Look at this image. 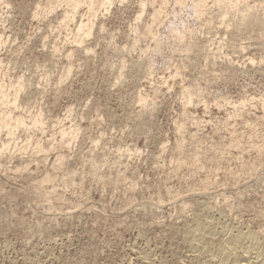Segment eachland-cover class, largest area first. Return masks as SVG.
I'll list each match as a JSON object with an SVG mask.
<instances>
[{
	"label": "rangeland",
	"instance_id": "1",
	"mask_svg": "<svg viewBox=\"0 0 264 264\" xmlns=\"http://www.w3.org/2000/svg\"><path fill=\"white\" fill-rule=\"evenodd\" d=\"M246 2L264 12V0ZM69 4L0 0V78L10 98L0 111L9 106L10 121L26 124L0 133V264H211L212 243L191 237L203 210L218 225L264 235V25L234 39L241 50L228 45L213 0ZM184 41L201 42L199 54ZM184 86L195 92L187 109ZM246 96L258 99L238 114L232 100ZM70 127L69 147L57 145ZM36 138L44 155L19 151ZM212 146L219 161H198ZM19 163L27 168L12 173ZM47 169L49 200L36 196Z\"/></svg>",
	"mask_w": 264,
	"mask_h": 264
},
{
	"label": "bare ground",
	"instance_id": "2",
	"mask_svg": "<svg viewBox=\"0 0 264 264\" xmlns=\"http://www.w3.org/2000/svg\"><path fill=\"white\" fill-rule=\"evenodd\" d=\"M80 1L81 0H69V2H70L69 6L71 7V9L69 11H71L74 8H76L78 6V4L80 3ZM87 2H88V4L91 5L93 3V0H87ZM196 2H199V1H196ZM213 2L217 5V7L219 9V13L218 14L220 15V17L218 19L220 20V18H221L220 21L223 24V28L225 27L224 29H228L229 30V33H228L229 34V38H227V40L228 39H230V40L229 41L226 40L228 42V45L230 43L233 46L236 42H239V41H235L234 42V39L238 38L237 36H240V35L243 36L242 34H244V32L245 33L248 32V31L251 32L250 30H253L255 28L256 29H258V28L260 29L264 25V15H262V14H264V12L262 14H260L262 11L260 13H256L253 10L254 6L253 5H249L246 2V0H213ZM200 4L203 5V2L201 3V1H200L199 3H197V6L200 5ZM88 7H89V9L91 11V15H92L94 12L91 9V6H88ZM200 8H202V7H200ZM200 8H198V11L202 10ZM196 13H198V12L196 11ZM91 21L92 20H91V16H90V17L87 18L86 21H83V22H81L78 25V29L83 31V34H80L79 40L82 38V35H85V33L88 32V29H89V27L91 25ZM221 22H219V23H221ZM207 23H209V22H207ZM228 26H229L230 29L227 28ZM256 29L253 32H256ZM208 32H209V30H208ZM224 32H225V30H224ZM224 32H223V34H224ZM180 33L181 34H177L176 38L182 39V40H183V38L185 39V37H183L184 33H182V31ZM223 34L221 36L225 35V34L224 35ZM198 35H200V34H198ZM211 35H213V34H211ZM254 35L255 34H253V36ZM173 36H176V35L174 34ZM196 36H197V33H196ZM217 36L219 37L220 35H217ZM256 36H258V35H256ZM225 37L226 36H224V38ZM259 38H262V37H259ZM209 39L212 40V38H210V37H209ZM193 41H195V40H193ZM217 41L219 42V40H217ZM253 41H255V40H253ZM200 43L201 42L194 43V42H189V41L185 42L184 41L183 42V46L184 47L183 46L182 47L185 50H187V49L190 50L193 54L194 53L199 54L200 48H202V44H200ZM220 43L219 44L217 43L219 45L218 46V50H220L221 48L224 47ZM208 44L205 45V47H209ZM242 44L240 42L236 43V45L240 46V47L239 46L238 47L241 48V50H243L242 46H244ZM257 46H259V44L256 45V47ZM203 47H204V45H203ZM226 47H228V46H226ZM247 47L248 46H246V48ZM236 49H238V48H236ZM201 51L204 52L202 49H201ZM206 51L208 52V50H205V52ZM215 52L217 53L218 51H214V53ZM224 55H226V53ZM205 56H212V58L216 57L215 55H211L209 53H206ZM205 58L209 59V57H205ZM223 58H224V56H223ZM248 58L250 60L257 59L252 54H250L248 56ZM216 60H218V58ZM220 61H218V62H220ZM208 62H211V60H208ZM212 63L215 64V60ZM214 67H215V65H214ZM181 69H179V70H181ZM222 70H219V71H222ZM200 73H205V71H202ZM206 73H208V72H206ZM206 76L207 75H205V77ZM211 78H213V77L211 76ZM207 80H209V79H207ZM192 89L193 88H189L188 86H184V88H182V90H183L182 91L183 92L182 93V97H183V100H182L183 103L182 104H183L184 109H187V105L189 104V101L192 99L193 95L195 94V92L194 93L191 92ZM153 90H151L152 93H153ZM152 93H151V95L153 96ZM154 93H156V92H154ZM148 95H149L148 93H146L144 95L140 94V96H139L140 97V101L144 102ZM254 98H256V97H254V96L247 97L246 96L244 98H241L240 100H232V102L234 103L235 109L238 112V114H240V111H242L241 107H245L244 105L252 103V101L255 100ZM260 98H262V99H260V101L263 104V106L260 104L261 108L263 107L262 109H264V97H260ZM256 99H258V98H256ZM14 101H15V96H13V102ZM8 102H10L9 92H7L5 89H3L2 83H1V78H0V103H8ZM251 105H253V104H251ZM8 107L9 106H7V109L0 111V133L4 129V127L6 128L7 133H9V134L13 133L18 126L26 127L25 122L20 117L14 119L13 121H10L11 115H10V109H8ZM182 119H183V117H181V121L178 124L179 128L182 126ZM31 123H32V126L37 127V128H42V125H43L42 120L38 116H35L31 120ZM75 136H76V128L75 127H70L69 129L60 128V130H59V139L57 140L56 144L61 146V147H69L70 142L72 140H74ZM235 144L239 145L240 143L238 144V140H236ZM232 145H231V147H233ZM4 148H5V143L4 142L0 143V154L3 153ZM47 149H48L47 146H45L42 143L41 138H36L34 141L22 143L19 151H21V152H29V153H31L30 155H32L35 158H37V156H39L38 154H43L44 155V153L46 152ZM21 152H19V153H21ZM220 153H222V152H220ZM221 155L218 154V146H212L208 150H206L205 152L201 153V155H199V154L196 155V157H197L198 161L199 160L202 161V158L209 159V160L216 159V161H217L218 157L221 156ZM62 158H63V155L59 153V154L56 155L55 159H56V161H58V163H61L62 162ZM258 159H260V157ZM212 161H214V160H212ZM198 165L201 166V164L199 162H198ZM252 167H255V163L252 164ZM26 168H27L26 163H24V164H20L19 163L18 165H14L12 167V169H9V170H11V171L14 170L16 172L15 174H17V173L19 174L23 170H25ZM14 171H12V173H14ZM63 174H65V173H63ZM54 177H55V174L52 171H49L48 169L45 170L44 176L41 179L42 182L39 183V186H38L39 190L36 191L37 195L36 194L35 195L39 196L41 198L48 199V200L51 199L52 195H54V193L51 194L53 192V186H50V185H47V184H50L53 181ZM204 181H205V184L204 183L203 184H204L205 187H207V185L212 183L211 182L212 180L210 178H206V179L204 178ZM52 185H54V184H52ZM54 190H55V187H54ZM56 198H58L60 200V198L58 197V194L56 195ZM203 213H204V210H203ZM203 213L201 212V213H199L197 215V219H196V221L194 223L195 227H193L195 229L197 228L196 229L197 232H194L195 230H193V233L191 234V237L194 238V240L195 239L197 240V241H195V242H197V244L199 242L203 243V247H204V245L206 243H208V244L210 242L212 243L213 249L212 250L210 249L211 251L208 250L209 252L206 254L207 257H208V263L211 262V264H264V235H261L260 231L254 230V229H249V228H246L245 226H243V228L236 227V226H233L231 224H228V222L227 223H223L222 222L223 224L220 223V225H218L219 223L217 224L215 219H213L215 217L212 218V216H209V218L211 217L210 219L208 217H204L203 218L202 217L203 215H208V214H203ZM212 215H214V214H212ZM260 230H262V229H260ZM190 232H192V231H190ZM203 253H205V252H203ZM207 257H206V259H207Z\"/></svg>",
	"mask_w": 264,
	"mask_h": 264
}]
</instances>
